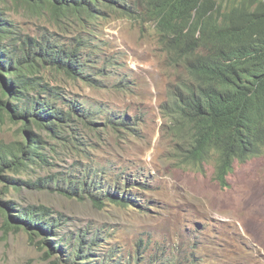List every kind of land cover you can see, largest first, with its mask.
<instances>
[{"label": "rangeland", "instance_id": "rangeland-1", "mask_svg": "<svg viewBox=\"0 0 264 264\" xmlns=\"http://www.w3.org/2000/svg\"><path fill=\"white\" fill-rule=\"evenodd\" d=\"M6 16L23 33L33 36L45 26L57 31L66 44L73 42L76 26L80 28L63 18L56 29V18L49 11L32 14L22 6H13ZM90 27L101 39L97 41L100 66L109 78L94 85L52 70L44 71V77L67 98L99 111L98 125L83 130L82 150L57 146V153L48 152L50 167H31L14 177L35 180L53 172L60 177L85 175L89 181L100 178L103 186L104 179H114L135 204L125 207L105 200L97 207L87 196L81 200L48 187L16 190L1 181L0 201L51 208L62 218L60 238L63 233L91 237L99 231L103 237L100 246L92 249L93 264H264V153L236 163L228 188L214 179L212 162L204 166L205 172L179 164L168 103L184 81L185 70L160 48L152 23L111 15ZM111 56L116 57V67L110 69L104 67L103 58ZM114 69L119 74L113 75ZM102 81L107 86H99L105 85ZM114 83H120L121 89L112 87ZM126 118V126L112 128V122ZM19 139V124L0 118V142ZM102 171L110 173L109 178ZM4 185L9 187L5 195L1 194ZM4 219L0 212V264H74L58 251L46 255L47 246L39 242L42 236L32 238L23 228L7 230Z\"/></svg>", "mask_w": 264, "mask_h": 264}, {"label": "trees", "instance_id": "trees-1", "mask_svg": "<svg viewBox=\"0 0 264 264\" xmlns=\"http://www.w3.org/2000/svg\"><path fill=\"white\" fill-rule=\"evenodd\" d=\"M231 1H241L243 6L254 4L258 17L264 22V0ZM209 5L214 6L215 0H0V118L19 124L21 135L19 140L0 142V181L16 190L24 186L48 187L81 200L87 196L97 207L105 205V200L125 207L135 204L129 193L122 190L121 183L114 179H104L107 184L103 186L100 178L92 177L89 181L85 175L60 177L53 172L35 180L14 177L27 173L31 167H50L52 157L48 152L57 153V146L77 152L86 145L83 130H93L98 125L99 111L57 91L58 87L45 80L44 71L82 77L89 84L108 79L100 66L97 41L101 39H97L90 24L116 15L139 23H153L163 49L187 73V78L172 93L174 98L170 105L172 130L179 137L175 151L179 164L193 165L203 171L204 163L216 154L214 178L222 188L229 187L228 177L234 165L264 152V81L248 87L240 85L235 76L236 66L226 63L217 53L210 56L214 65L205 63L199 58L198 43L181 35L177 25L182 21L194 29L215 27L213 16L208 15ZM13 6H22L32 14L49 11L56 18V29L62 26L59 22L63 18L74 20L80 28L75 25L77 31L70 44L64 43L57 31H49L45 26L31 36L19 30L6 16V11ZM223 16L230 26L236 24L233 32L244 46L255 51L252 60L246 58L239 64L251 72L257 68L259 78L264 73V28L258 17L237 11L225 12ZM113 58L116 57H104V63L107 62L104 67H116ZM117 74L114 69L113 75ZM102 82L105 85L99 86H107ZM111 86L122 87L120 83ZM127 121L126 118L125 122H112L111 126L119 129L126 126ZM252 123H256V127L251 140H247L246 131ZM101 174L110 176L107 171ZM8 185H4L1 194H8ZM11 211L16 213L11 214ZM0 212L4 214L3 226L7 230L23 228L32 238L42 236L39 242L47 246L46 255L58 251L65 254L68 262L93 264L92 249L100 246L103 237L99 231L91 237L63 233L60 238L61 216L42 204L0 201ZM46 236L58 238L52 240Z\"/></svg>", "mask_w": 264, "mask_h": 264}, {"label": "clouds", "instance_id": "clouds-1", "mask_svg": "<svg viewBox=\"0 0 264 264\" xmlns=\"http://www.w3.org/2000/svg\"><path fill=\"white\" fill-rule=\"evenodd\" d=\"M240 3L241 1L235 3V2H232L231 0H215L214 6L209 5L208 15H212L213 19L215 20V27L212 30H203L199 28L194 29L189 24L185 23L184 21L180 22L177 25V28L183 37H187L191 39L192 41H195L198 43L200 47V56H199L200 59H202L205 63H208L210 65L211 59H212L210 56L217 53L226 63L233 64L234 66H236L237 70L235 72V76H237L238 82L240 83V85L248 87L251 84L263 83L262 81H264V79L262 80V77L264 76V73L260 75L259 78H257L256 77L257 68L254 72H251L249 68L245 69L239 64L241 61L245 60L246 58L248 60H252L255 56V51L244 46L241 38L233 32L236 27V24L234 23L232 26H230L229 20H227L223 16V13L225 12L231 13V12L237 11L241 13L255 15L258 17L257 15L258 11L254 8L255 6L254 4L251 6H243ZM219 5H222V7L219 8ZM258 19H259L261 26L264 28V22L259 17ZM148 23H151V22L139 23V24H148ZM152 25L154 26L153 23ZM155 31H156V28H155ZM156 34H157V31H156ZM157 37H158V34H157ZM158 43L160 44V48L164 50L163 46L161 45L159 41V37H158ZM261 50L263 51V45H261ZM167 56L168 58L171 59V57H169L168 54ZM173 62L175 63V65H177L174 60ZM177 66H181V65H177ZM185 78H187V73H186ZM173 98L171 96L169 98L170 99L168 103L169 111H172L170 105H171ZM255 127H256V123H252L249 125V130L246 131L247 140H251V138L253 137V131ZM174 134L178 139L177 141V145H178L179 137L177 133H174ZM216 156H217L216 154L213 156H210V158L204 163V166L210 162L214 163ZM190 166L198 169V167H195L193 165H190ZM203 172H205V168ZM228 181H229V177H228Z\"/></svg>", "mask_w": 264, "mask_h": 264}]
</instances>
